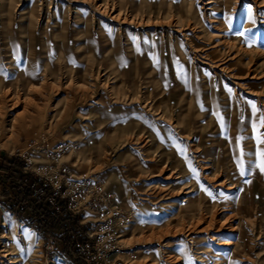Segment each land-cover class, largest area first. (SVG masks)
Instances as JSON below:
<instances>
[{
    "label": "rangeland",
    "instance_id": "1",
    "mask_svg": "<svg viewBox=\"0 0 264 264\" xmlns=\"http://www.w3.org/2000/svg\"><path fill=\"white\" fill-rule=\"evenodd\" d=\"M3 19L0 264H68L8 156L87 226L88 264H264V0H0Z\"/></svg>",
    "mask_w": 264,
    "mask_h": 264
},
{
    "label": "trees",
    "instance_id": "2",
    "mask_svg": "<svg viewBox=\"0 0 264 264\" xmlns=\"http://www.w3.org/2000/svg\"><path fill=\"white\" fill-rule=\"evenodd\" d=\"M6 160L17 200L20 199L26 204L22 210L33 213L28 225L42 237L51 235L60 238L62 246L55 249L53 256H58L68 264H88V259L81 254L82 245L87 243V226H79L78 218L70 211L66 200L61 199L51 186L34 179L32 174L24 170L25 162L9 156ZM34 187L40 190L34 195L35 199L32 198Z\"/></svg>",
    "mask_w": 264,
    "mask_h": 264
},
{
    "label": "bare ground",
    "instance_id": "3",
    "mask_svg": "<svg viewBox=\"0 0 264 264\" xmlns=\"http://www.w3.org/2000/svg\"><path fill=\"white\" fill-rule=\"evenodd\" d=\"M11 19L9 20H6V19H3V24H2V30H0V36L1 35H3V43L1 44L3 47H6V54H9L10 55V53H12L11 51H9V49L8 48H10L11 49V46H10V43L8 42L9 41V38H11V33H12V29H13V26H12V23H11ZM20 25V29H21V35H24V33H25V31H23V29L27 26L24 22H22V23H20L19 24ZM28 27H29V25H28ZM31 36H32V34L31 35H29V40H28V42H27V44H28V46H29V48H27V50H28V52H29V50L31 51V48H32V43H33V40H32V38H31ZM33 37V36H32ZM22 40L20 41V43H21V46H23L22 45ZM26 46V45H25ZM11 59V57L10 56H8V55H6V60L8 61V60H10ZM5 74V73H4ZM3 74V75H4ZM29 76V75H28ZM30 77V76H29ZM35 77H36V75L35 74H32V76H31V78L32 79H35ZM29 79V78H28ZM30 81V80H29ZM32 81V80H31ZM24 82V81H23ZM27 84H30V83H28L27 82ZM24 85H25V82H24ZM33 85H35V84H33ZM28 91H30V90H28ZM164 94V93H163ZM158 95V94H157ZM15 96H16V94H15ZM158 106V105H157ZM150 108H151V110H154L155 112H158V114H162V118L163 119H167V120H172V116H170V115H167V111L165 112L164 111V109H163V111H162V108H161V106H159V107H156V105H152V106H150ZM164 113V114H163ZM144 118H142L141 116H140V118H139V120L140 121H144L143 120ZM185 202H188V200L187 201H185ZM23 237H24V239H25V241L26 242H28L29 241V238H28V236L26 235V233H24V235H23ZM26 245V244H25ZM29 250H31V249H29ZM4 253H6V256H11V249H9V248H6L5 249V252ZM32 254H33V256L34 257H36L37 258V252L34 250V251H32L31 252ZM31 253H30V251H29V254L28 255H31ZM17 259H19V260H17ZM10 261H11V263L12 264H16V263H21V264H31L30 263V261L27 259V260H24V259H21V257L19 256V258H16V259H13V258H11L10 259ZM34 263H36V262H34Z\"/></svg>",
    "mask_w": 264,
    "mask_h": 264
},
{
    "label": "snow or ice",
    "instance_id": "4",
    "mask_svg": "<svg viewBox=\"0 0 264 264\" xmlns=\"http://www.w3.org/2000/svg\"><path fill=\"white\" fill-rule=\"evenodd\" d=\"M255 107V105H253ZM261 124L264 125V118H261ZM260 143H264V139H259ZM261 156V163L259 165L260 171L264 172V152L260 153ZM207 191V189H205Z\"/></svg>",
    "mask_w": 264,
    "mask_h": 264
},
{
    "label": "built area",
    "instance_id": "5",
    "mask_svg": "<svg viewBox=\"0 0 264 264\" xmlns=\"http://www.w3.org/2000/svg\"><path fill=\"white\" fill-rule=\"evenodd\" d=\"M37 195V194H36Z\"/></svg>",
    "mask_w": 264,
    "mask_h": 264
}]
</instances>
